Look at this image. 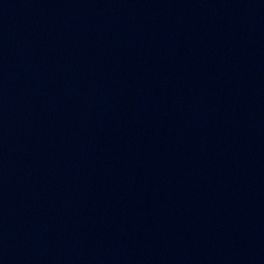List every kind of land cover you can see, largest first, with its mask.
I'll list each match as a JSON object with an SVG mask.
<instances>
[{
    "label": "water",
    "instance_id": "water-1",
    "mask_svg": "<svg viewBox=\"0 0 264 264\" xmlns=\"http://www.w3.org/2000/svg\"><path fill=\"white\" fill-rule=\"evenodd\" d=\"M0 264H264V0H0Z\"/></svg>",
    "mask_w": 264,
    "mask_h": 264
}]
</instances>
